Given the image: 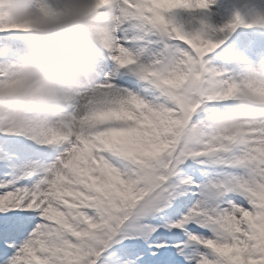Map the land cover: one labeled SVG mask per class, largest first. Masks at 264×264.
I'll list each match as a JSON object with an SVG mask.
<instances>
[{"label":"snow or ice","instance_id":"6c2138e0","mask_svg":"<svg viewBox=\"0 0 264 264\" xmlns=\"http://www.w3.org/2000/svg\"><path fill=\"white\" fill-rule=\"evenodd\" d=\"M212 3L83 0L94 76L59 116L0 107V264H264V112L233 119L264 80L229 40L252 24L181 15ZM34 25L0 14V33ZM17 71L0 60V99L23 95Z\"/></svg>","mask_w":264,"mask_h":264},{"label":"clouds","instance_id":"9594fccd","mask_svg":"<svg viewBox=\"0 0 264 264\" xmlns=\"http://www.w3.org/2000/svg\"><path fill=\"white\" fill-rule=\"evenodd\" d=\"M34 2L0 0V14H6L11 22L21 25L35 22L28 32L34 47L18 63L23 95L0 99V107L39 108L50 116H59L67 97L97 70L100 26L98 18L84 9L83 0H66L69 10L47 17L38 15ZM252 75L264 80V66L255 65ZM240 103L241 110L233 119H252L264 112V105L251 98L243 97Z\"/></svg>","mask_w":264,"mask_h":264},{"label":"rangeland","instance_id":"374dc122","mask_svg":"<svg viewBox=\"0 0 264 264\" xmlns=\"http://www.w3.org/2000/svg\"><path fill=\"white\" fill-rule=\"evenodd\" d=\"M215 6L212 4L206 10H197L193 13L182 12L181 15L185 18L189 16H195L197 18L206 17L208 23L213 26L220 28L223 25L233 22L237 14L244 20L245 24H252L251 27H245L243 25L239 26L234 32L229 34V40L231 46L237 49L239 52H242L245 57L253 65L264 64V26L253 24V20L260 16V12L253 7L249 9L248 6L241 7V1L243 0H216ZM239 1V3H238ZM250 1V0H249ZM257 0H253L254 4ZM260 2V1H259ZM235 4L239 5L235 6ZM251 4V3H250ZM252 7V6H251ZM242 30H247L251 34L248 35L249 42H241L238 32ZM21 35V36H19ZM26 40L27 43H34V40L29 33H0V48L5 50V55L0 57V60L14 61L15 63H20L23 61L25 56L29 53L24 51V47L20 48L21 43H24ZM256 53H253V52ZM259 51V53L257 52ZM212 65L218 67L224 66L223 61L220 58L208 57ZM236 72H241L242 69H235Z\"/></svg>","mask_w":264,"mask_h":264},{"label":"bare ground","instance_id":"6f19581e","mask_svg":"<svg viewBox=\"0 0 264 264\" xmlns=\"http://www.w3.org/2000/svg\"><path fill=\"white\" fill-rule=\"evenodd\" d=\"M252 1L253 0H250V1L249 0H243V1H241V4H242L241 7L248 6L249 9H252L253 7H255L260 12V14H261L260 16H263L264 17V0H257L254 4H252ZM215 2H217V1L215 0ZM238 3H239V1H238ZM212 5L215 6V3H212ZM235 6L240 7L237 4H235ZM19 36H21V35H19ZM19 47L22 48L24 46L21 44Z\"/></svg>","mask_w":264,"mask_h":264}]
</instances>
